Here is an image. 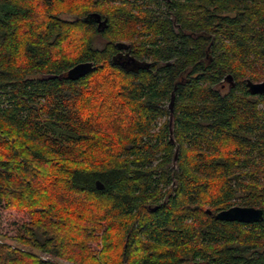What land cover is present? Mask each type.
Listing matches in <instances>:
<instances>
[{"label":"trees","instance_id":"trees-1","mask_svg":"<svg viewBox=\"0 0 264 264\" xmlns=\"http://www.w3.org/2000/svg\"><path fill=\"white\" fill-rule=\"evenodd\" d=\"M246 79L264 0H0V264H264ZM233 205L263 217L214 218Z\"/></svg>","mask_w":264,"mask_h":264},{"label":"water","instance_id":"water-1","mask_svg":"<svg viewBox=\"0 0 264 264\" xmlns=\"http://www.w3.org/2000/svg\"><path fill=\"white\" fill-rule=\"evenodd\" d=\"M90 16L97 22V28L99 31L103 30L106 26V18H101L98 13H91ZM93 69V62L91 61H82L74 64L65 72V77L71 80H76L82 76H85ZM245 85L250 94L256 95L261 94L264 95V79L261 81H252L250 79H246ZM170 108V117H169V135L170 141L173 142L174 139L172 137V100L169 104ZM95 185L98 189L103 188V184L99 181H95ZM209 213L210 211L207 210ZM263 217V210L260 207L255 206H241V205H233L229 208L222 209L217 211L214 214V218L222 221H238L243 223H253L258 222Z\"/></svg>","mask_w":264,"mask_h":264},{"label":"rangeland","instance_id":"rangeland-1","mask_svg":"<svg viewBox=\"0 0 264 264\" xmlns=\"http://www.w3.org/2000/svg\"><path fill=\"white\" fill-rule=\"evenodd\" d=\"M63 17L66 18V19H71V18H72V16L67 15V14H63ZM94 45L97 46V47H100V46H102V42H100V40L97 39V40H95ZM225 84L227 85V82H225ZM223 91H226V88L223 89ZM162 120H163V118H161L160 122H161ZM160 122H159L158 124H160ZM14 212H15V211H11V214L14 213ZM14 214H15V213H14Z\"/></svg>","mask_w":264,"mask_h":264},{"label":"flooded vegetation","instance_id":"flooded-vegetation-1","mask_svg":"<svg viewBox=\"0 0 264 264\" xmlns=\"http://www.w3.org/2000/svg\"><path fill=\"white\" fill-rule=\"evenodd\" d=\"M97 23V22H96ZM98 25V24H97ZM202 264H207V263H202Z\"/></svg>","mask_w":264,"mask_h":264}]
</instances>
